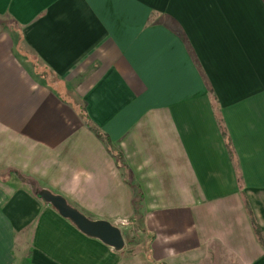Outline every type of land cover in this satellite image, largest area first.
<instances>
[{"label":"crops","instance_id":"1","mask_svg":"<svg viewBox=\"0 0 264 264\" xmlns=\"http://www.w3.org/2000/svg\"><path fill=\"white\" fill-rule=\"evenodd\" d=\"M252 221L264 241V0H0V264H264Z\"/></svg>","mask_w":264,"mask_h":264},{"label":"water","instance_id":"2","mask_svg":"<svg viewBox=\"0 0 264 264\" xmlns=\"http://www.w3.org/2000/svg\"><path fill=\"white\" fill-rule=\"evenodd\" d=\"M37 198L51 205L62 218L72 222L87 237L97 239L116 251L124 248L125 241L118 227L111 225L107 221L89 220L76 209L72 208L63 197L52 194L49 191H39Z\"/></svg>","mask_w":264,"mask_h":264},{"label":"trees","instance_id":"3","mask_svg":"<svg viewBox=\"0 0 264 264\" xmlns=\"http://www.w3.org/2000/svg\"><path fill=\"white\" fill-rule=\"evenodd\" d=\"M87 128H89L95 135L96 137L103 143V145L105 146V149L107 150V152L113 157L115 158V161H116V164L119 168H122L123 166V161H122V156H121V153L115 149L113 147V145L111 144L109 138L107 135L99 132L94 126L90 125V123H88V119H87V124H86ZM223 135H225V133L223 132ZM227 150L229 152V154L232 156V151H231V148H230V145H229V142L227 140ZM131 223H132V227L137 229V226H136V221L133 219H131ZM252 225L254 226V229H255V234L257 235L259 241L261 242V244L264 246V241L260 235V230L258 229V227L253 224V221H252Z\"/></svg>","mask_w":264,"mask_h":264},{"label":"rangeland","instance_id":"4","mask_svg":"<svg viewBox=\"0 0 264 264\" xmlns=\"http://www.w3.org/2000/svg\"><path fill=\"white\" fill-rule=\"evenodd\" d=\"M123 238L125 241V246H124L125 253L127 254L133 253L134 248L132 246L135 245V242H137L139 237L132 231L131 232L129 231L123 233Z\"/></svg>","mask_w":264,"mask_h":264}]
</instances>
